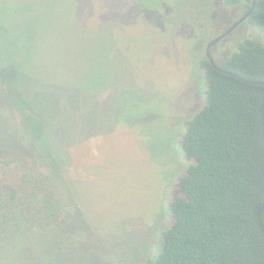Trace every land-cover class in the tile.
<instances>
[{
	"label": "rangeland",
	"instance_id": "obj_1",
	"mask_svg": "<svg viewBox=\"0 0 264 264\" xmlns=\"http://www.w3.org/2000/svg\"><path fill=\"white\" fill-rule=\"evenodd\" d=\"M241 16L223 0H0V78L18 105H0V135L32 140L28 105L98 235L68 253L32 240L42 264H148L167 190L189 165L185 122L205 105L198 62ZM258 35L242 24L213 48L216 62Z\"/></svg>",
	"mask_w": 264,
	"mask_h": 264
},
{
	"label": "trees",
	"instance_id": "obj_2",
	"mask_svg": "<svg viewBox=\"0 0 264 264\" xmlns=\"http://www.w3.org/2000/svg\"><path fill=\"white\" fill-rule=\"evenodd\" d=\"M252 1L223 3L243 12ZM247 24L258 30L257 39L245 40L229 61L218 64L233 75L206 57L198 62L205 105L185 122L180 144L189 165L167 190L166 224L157 231L148 264H264V85L256 84L264 83V0ZM7 90L0 78V105L16 104ZM27 106L20 107L32 140L12 144L0 135V255L13 247L11 261L3 264H42L32 240L47 247L52 238L68 253L91 234L98 236L46 127ZM26 144L29 151L41 152L42 146L51 155L32 156L22 149Z\"/></svg>",
	"mask_w": 264,
	"mask_h": 264
},
{
	"label": "water",
	"instance_id": "obj_3",
	"mask_svg": "<svg viewBox=\"0 0 264 264\" xmlns=\"http://www.w3.org/2000/svg\"><path fill=\"white\" fill-rule=\"evenodd\" d=\"M258 1H262V0H253L252 1V7L251 10L245 14L244 16H242L237 22H235L234 24H232L227 30H225L221 35H219L218 37L213 38L206 47V54L205 57L208 59V61L220 72L226 73V74H230L233 75L232 73L225 71L223 69L220 68V66L218 65V63L216 62L213 54H212V50L215 46H217L220 42H222L226 37L230 36L239 26H241L243 23L247 22L248 18L250 17V15L252 14V12L254 11L256 4ZM239 77V76H237ZM241 78V77H240ZM243 81H247L250 83H254L251 81H248L244 78H241ZM256 84H263L264 83H256Z\"/></svg>",
	"mask_w": 264,
	"mask_h": 264
},
{
	"label": "flooded vegetation",
	"instance_id": "obj_4",
	"mask_svg": "<svg viewBox=\"0 0 264 264\" xmlns=\"http://www.w3.org/2000/svg\"><path fill=\"white\" fill-rule=\"evenodd\" d=\"M251 7H252V4H251L250 6H248V7L246 8L245 11L242 12V16H244L245 14H247V13L251 10ZM242 16H241V17H242ZM250 16H251V15H250ZM241 17H240V18H241ZM240 18H238L237 20H235L232 24H234L235 22H237ZM248 19H249V18H248ZM247 21H248V20H247ZM245 23H247V22H245ZM232 24H231V25H232ZM243 24H244V23H243ZM231 25H230V26H231ZM230 26H229V27H230ZM229 27H227L225 30H227ZM239 27H240V26H239ZM239 27H238L237 29H239ZM237 29H236V30H237ZM236 30H235V31H236ZM222 33H223V32H222ZM222 33H221V34H222ZM221 34H220V35H221ZM228 37H229V36H228ZM228 37H226V38H228ZM226 38H225V39H226ZM220 43H221V42H220ZM220 43H219L218 45H220ZM218 45H217V46H218ZM206 47H207V46H206ZM215 47H216V46H215ZM205 54H206V49H205Z\"/></svg>",
	"mask_w": 264,
	"mask_h": 264
}]
</instances>
